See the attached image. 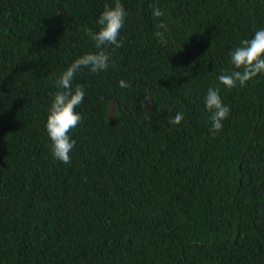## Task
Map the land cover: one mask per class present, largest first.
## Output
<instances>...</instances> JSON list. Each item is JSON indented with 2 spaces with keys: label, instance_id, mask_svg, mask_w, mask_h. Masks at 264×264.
<instances>
[{
  "label": "trees",
  "instance_id": "1",
  "mask_svg": "<svg viewBox=\"0 0 264 264\" xmlns=\"http://www.w3.org/2000/svg\"><path fill=\"white\" fill-rule=\"evenodd\" d=\"M114 3L0 0V264H264V74L218 79L264 28V0H121L115 66L73 81L65 164L45 127L55 80L97 51L83 28ZM216 87L231 111L213 135Z\"/></svg>",
  "mask_w": 264,
  "mask_h": 264
},
{
  "label": "clouds",
  "instance_id": "2",
  "mask_svg": "<svg viewBox=\"0 0 264 264\" xmlns=\"http://www.w3.org/2000/svg\"><path fill=\"white\" fill-rule=\"evenodd\" d=\"M152 14L157 19L165 15L158 6H153ZM126 17L127 11L121 0H115L114 6L106 5L96 19L99 30L93 31L86 25L83 28L85 35L94 42L97 51L87 52L75 59L55 80V85L59 90L54 94L48 109L49 114L45 127L52 142L54 158L65 164L71 163V152L75 146V140L69 133L78 126L82 119L76 108L83 103L85 97L84 86L77 84L73 87V81L76 74L83 68H87L91 73H99L115 66V61L106 49L108 46H114L113 51H115L123 46L119 37ZM156 27L167 30V24L163 21ZM154 35L160 40L164 39L161 31H156ZM229 56L232 70L218 77L219 83L224 87L228 89L237 85L243 87L258 75L264 74V28L258 29L251 39H243L240 45L229 53ZM118 84L121 88L130 89L132 87L125 80H120ZM146 100L149 103L152 102L150 94H147ZM204 103L210 114V131L215 135L223 130V121L228 119L230 107L223 103L219 87L207 90ZM184 118L183 112H177L174 117L168 119V123L180 125Z\"/></svg>",
  "mask_w": 264,
  "mask_h": 264
}]
</instances>
